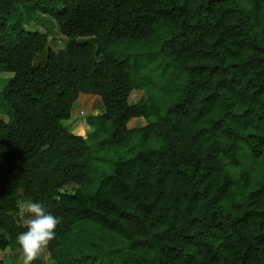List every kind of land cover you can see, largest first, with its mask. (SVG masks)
Segmentation results:
<instances>
[{
    "label": "trees",
    "instance_id": "16d2710c",
    "mask_svg": "<svg viewBox=\"0 0 264 264\" xmlns=\"http://www.w3.org/2000/svg\"><path fill=\"white\" fill-rule=\"evenodd\" d=\"M41 15L64 48L21 28ZM1 72L0 252L32 200L60 221L53 264H264V0H0ZM81 95L102 112L74 134ZM134 133L92 166L89 139Z\"/></svg>",
    "mask_w": 264,
    "mask_h": 264
},
{
    "label": "rangeland",
    "instance_id": "374dc122",
    "mask_svg": "<svg viewBox=\"0 0 264 264\" xmlns=\"http://www.w3.org/2000/svg\"><path fill=\"white\" fill-rule=\"evenodd\" d=\"M42 17L39 20H32L28 22L24 20L22 22L21 28L25 30H37L39 32H47L49 36V46L53 51L64 48L66 46V41L63 36L59 33L54 21L49 18V16L41 15ZM44 20V22H42ZM123 49V47H121ZM124 50V49H123ZM44 60V55H39L35 61V63H41ZM144 61L145 59L142 58ZM9 73H0V91L8 81ZM152 82L156 85L155 77H152ZM153 83L149 82L146 86L148 89H153L155 93L160 94V90L157 89ZM140 95H143L141 90H138L134 93L135 98H140ZM133 97V98H134ZM92 104V108L86 109L82 107L80 102H76L73 105L71 110L70 118L63 121L67 127L72 128L76 123H81L84 125L85 119L87 115H97L102 112V103L99 97L97 96H87V101L85 104ZM84 104V105H85ZM83 109V110H82ZM84 109L86 112H84ZM0 120L7 121L8 114L6 109L4 108L2 98L0 97ZM134 124V123H133ZM136 127L140 125L134 124ZM90 130V127L88 128ZM87 130V129H86ZM88 132V130H87ZM106 138V136H104ZM104 137H101L98 140L89 139V144L91 146V164L99 173H110L113 169V161L121 158L126 159L131 156L132 152L138 148L139 143V135L134 133L124 144H122L117 149H112L106 144L101 145L104 141ZM108 138V137H107ZM160 141L156 139H151L148 143L151 147L159 146ZM106 145V146H105ZM251 162V161H249ZM255 161H253L254 163ZM257 163V162H256ZM256 163L254 166H256ZM98 176L96 174L92 175V182L90 184L89 190H95L98 183ZM74 185H68L64 187L65 191L73 190ZM16 219L19 223L25 224V221L29 218V214L25 211L24 204L20 205L19 211L15 214ZM21 256V251L19 245L16 246L13 250L6 249L3 252H0V258L3 259L4 264H19V258ZM39 264H53V261L49 257L48 252L45 250L44 253L41 254V257L36 260ZM36 261H33V264H36Z\"/></svg>",
    "mask_w": 264,
    "mask_h": 264
},
{
    "label": "clouds",
    "instance_id": "9594fccd",
    "mask_svg": "<svg viewBox=\"0 0 264 264\" xmlns=\"http://www.w3.org/2000/svg\"><path fill=\"white\" fill-rule=\"evenodd\" d=\"M23 203L29 218L25 221L26 230L16 236L21 251L19 264H33L55 238V230L60 221L47 212L40 202L26 200Z\"/></svg>",
    "mask_w": 264,
    "mask_h": 264
},
{
    "label": "crops",
    "instance_id": "0c3cea01",
    "mask_svg": "<svg viewBox=\"0 0 264 264\" xmlns=\"http://www.w3.org/2000/svg\"><path fill=\"white\" fill-rule=\"evenodd\" d=\"M1 73H9L10 75H8V79L12 76V73H10V72H1ZM85 101H87V97H84V96H80L76 101H75V103L76 102H80L82 105V107H84V108H86V109H88L89 110V108H92V104L91 103H89V104H85ZM74 103V104H75ZM73 104V105H74ZM85 104V105H84ZM72 108H73V106H72ZM72 108H71V110H72ZM83 110V109H82ZM84 112H86V110L84 109ZM71 114V113H70ZM83 127H84V125L83 124H81V123H76L75 125H73L72 126V128H69V131L70 132H72V133H74V134H80L82 131H83Z\"/></svg>",
    "mask_w": 264,
    "mask_h": 264
}]
</instances>
